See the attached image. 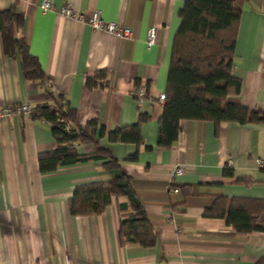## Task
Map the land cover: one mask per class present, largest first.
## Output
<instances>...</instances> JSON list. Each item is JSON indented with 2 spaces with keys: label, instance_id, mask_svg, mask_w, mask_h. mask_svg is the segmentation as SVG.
I'll list each match as a JSON object with an SVG mask.
<instances>
[{
  "label": "crops",
  "instance_id": "1",
  "mask_svg": "<svg viewBox=\"0 0 264 264\" xmlns=\"http://www.w3.org/2000/svg\"><path fill=\"white\" fill-rule=\"evenodd\" d=\"M42 0H0V11L16 4L29 52L44 72L42 80L25 78L19 57L3 53L0 38V105L27 102L31 107L61 98L76 110V123L95 119L107 130L135 123L140 113L143 143L110 142L73 145L79 153L108 149L131 179V191L113 197L97 215L73 216L68 200L75 185L110 179L117 169L90 160L42 173L38 155L56 147L51 125L42 118L13 115L0 120V264H264V206L259 229L238 232L224 218L204 215L219 197H243L264 203V123L241 124L180 119L170 147L156 144L178 11L186 0H52L85 16L132 28L119 39L93 29L77 17L43 12ZM232 74L237 95L250 108L264 109V0H237ZM156 27L155 45H145L146 31ZM17 34H19L17 32ZM104 71L88 88L86 77ZM145 82L153 102L137 101L133 91ZM149 145L150 148L145 146ZM137 152L135 160L126 157ZM232 159L231 175L225 164ZM175 164L182 174H173ZM176 188L177 191H173ZM138 202L157 241L143 247L121 245L120 207Z\"/></svg>",
  "mask_w": 264,
  "mask_h": 264
},
{
  "label": "trees",
  "instance_id": "2",
  "mask_svg": "<svg viewBox=\"0 0 264 264\" xmlns=\"http://www.w3.org/2000/svg\"><path fill=\"white\" fill-rule=\"evenodd\" d=\"M237 0H186L178 11L179 25L175 32L167 74L165 99L158 120L156 144L170 147L177 138L180 119L211 120L215 124L233 121L241 124L264 123V109L243 105L237 95L241 82L233 76V49L236 26L240 16ZM24 20L16 4L0 11V38L3 53L19 57L25 78L42 80L44 72L29 50L22 33ZM17 32L19 34H17ZM104 78V71L86 77L88 88ZM48 121L56 147L38 155L42 173L55 171L60 166L102 160L108 169H117L110 179L75 185L68 200L73 216L97 215L105 210L113 197L125 196L131 191V179L120 170L119 161L108 149L97 147L94 152L79 153L75 142L98 144L104 135L110 142L143 143L140 127L149 119L140 113L135 123L107 130L95 119L84 126L76 123V110L64 98L54 105L45 102L36 105L30 114ZM69 123L71 128L65 129ZM150 148L149 145L145 146ZM137 152L126 157L135 160ZM225 175H231L226 167ZM262 200L243 197H219L204 208V215L224 218L240 233L259 229L257 217L263 209ZM118 239L121 245L137 243L153 246L157 241L146 213L138 202L121 205Z\"/></svg>",
  "mask_w": 264,
  "mask_h": 264
},
{
  "label": "built area",
  "instance_id": "3",
  "mask_svg": "<svg viewBox=\"0 0 264 264\" xmlns=\"http://www.w3.org/2000/svg\"><path fill=\"white\" fill-rule=\"evenodd\" d=\"M19 3H28L30 0H17ZM40 9L45 12L49 10H55L61 15L67 16V17H77V19H80L81 21L87 22L93 29L105 31L107 33H110L114 35L115 37L119 39H126V38H132L133 32L132 28L112 22V21H105L102 19L100 12L95 11L91 13L88 16H85L80 13H75L71 8L67 6L60 7L56 9L53 5L52 0H42L39 5ZM155 36H156V27L150 26L146 31V37H145V45L148 49L153 47L155 45ZM133 95L137 101H144L149 100L153 102L152 95H150L148 87L145 82L138 83L137 87L133 91ZM165 99V93H159L157 96V100L159 102H163ZM33 107H31L27 102L23 101L20 103H17L15 105H0V120H5L13 115H24L26 117H29L32 112ZM65 129L69 130L71 128L69 123L65 124ZM232 159L227 160L225 167H231L233 165ZM257 166L263 167L264 161L261 159H258L256 161ZM184 171L183 165L175 164L172 173L173 174H182ZM173 191H177L176 188H173Z\"/></svg>",
  "mask_w": 264,
  "mask_h": 264
}]
</instances>
